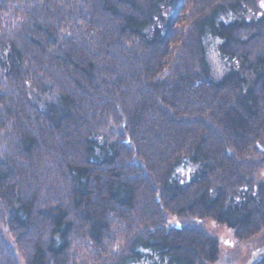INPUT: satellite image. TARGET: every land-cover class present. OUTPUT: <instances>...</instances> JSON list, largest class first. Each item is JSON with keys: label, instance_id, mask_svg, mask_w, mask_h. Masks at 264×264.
Masks as SVG:
<instances>
[{"label": "trees", "instance_id": "obj_1", "mask_svg": "<svg viewBox=\"0 0 264 264\" xmlns=\"http://www.w3.org/2000/svg\"><path fill=\"white\" fill-rule=\"evenodd\" d=\"M256 1L0 0V264H215L173 217L263 233Z\"/></svg>", "mask_w": 264, "mask_h": 264}, {"label": "rangeland", "instance_id": "obj_2", "mask_svg": "<svg viewBox=\"0 0 264 264\" xmlns=\"http://www.w3.org/2000/svg\"><path fill=\"white\" fill-rule=\"evenodd\" d=\"M252 8H256L254 13L262 11L264 8V0H257ZM221 41L219 39H209L207 42V61L210 71L215 80L222 78L228 71V68L221 56L219 49ZM257 181L264 183V169L258 171ZM195 223L202 224L205 231L212 238H216L220 245V258L215 264H254L260 256L264 255V231L263 233L254 238L252 242L242 243L234 234L233 230L226 224L222 225L213 221L211 218H205L203 221H197L195 218H187V220H177L173 217L168 222V225L180 223V225H192Z\"/></svg>", "mask_w": 264, "mask_h": 264}]
</instances>
